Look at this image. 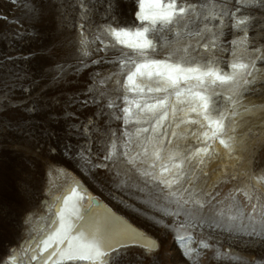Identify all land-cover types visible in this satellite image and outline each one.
Here are the masks:
<instances>
[{
    "label": "snow or ice",
    "instance_id": "obj_1",
    "mask_svg": "<svg viewBox=\"0 0 264 264\" xmlns=\"http://www.w3.org/2000/svg\"><path fill=\"white\" fill-rule=\"evenodd\" d=\"M126 2L52 5L76 35L49 84L87 73L83 90L46 98V85L33 98L39 81L25 86L28 73L0 81V136H23L46 161L40 206L23 215L25 237L0 264H161L170 234L182 264L209 252L217 264H264V103L254 99L264 97V0H134L125 13ZM21 6L45 16L43 0ZM61 123L63 137L50 126ZM58 151L101 190L115 185L112 199L160 236L97 202ZM19 188L26 201L36 194L27 181Z\"/></svg>",
    "mask_w": 264,
    "mask_h": 264
},
{
    "label": "rangeland",
    "instance_id": "obj_2",
    "mask_svg": "<svg viewBox=\"0 0 264 264\" xmlns=\"http://www.w3.org/2000/svg\"><path fill=\"white\" fill-rule=\"evenodd\" d=\"M23 2L24 0H19L17 4H13L10 0H0V17L6 18L0 19V81L9 82L11 80L8 76L9 72L21 76L28 73L31 80L24 81L25 86L30 85L33 80L39 81L33 88V98L40 96L41 90L46 85L49 86V90L44 92L46 98L58 95L63 99L70 93L83 90L86 86L87 73L74 80L71 86H52L49 84L50 77L48 74L55 71V66L67 58L69 52L67 42L76 35L75 29L71 26L70 30H65L60 25L57 8L52 6L58 4L59 0H43L46 9L45 16L40 21L33 19L32 15L21 6ZM36 2L39 3L41 0H36ZM127 3L128 0L123 5L125 13L130 8ZM132 4L135 5L134 0L131 1ZM24 95V93L18 92L16 98L22 99ZM53 111L60 112L61 109L57 107ZM88 114V112H84L82 116ZM8 115L16 118L21 114L17 110L8 113ZM38 122L49 124L45 115H41ZM50 126L55 128L59 136L63 137V123ZM33 146L28 139L14 132L0 136V204L3 206V211L0 212V257L6 255L10 248L16 247L25 237L22 223L23 215L40 206L42 198L40 189L44 184L42 165L46 161L43 154L37 157L35 153L30 151ZM55 159L72 167L82 175L71 162L63 160L59 151ZM26 161H34V163H26ZM83 178L102 197L111 200L119 209L152 232L153 235L160 236V230L151 229L143 218L137 216L131 209L121 206L117 202L119 195H117L116 200L112 199L114 192L118 191L115 185H109L112 190H108V188L101 190L99 185L89 182L84 176ZM24 181L30 183L36 193L31 201H26L20 192L19 185ZM223 243L227 247V242ZM139 251V249H132L133 253ZM236 251L240 252L241 248L236 247ZM248 253L252 256L259 255L256 250L252 249H249ZM211 256L212 253H206L201 258L200 264H217V261L211 259ZM160 259L161 264H182L180 250L173 242L171 234L168 235L167 239H161ZM132 264H137L135 258H133ZM145 264H150V261H145Z\"/></svg>",
    "mask_w": 264,
    "mask_h": 264
},
{
    "label": "bare ground",
    "instance_id": "obj_3",
    "mask_svg": "<svg viewBox=\"0 0 264 264\" xmlns=\"http://www.w3.org/2000/svg\"><path fill=\"white\" fill-rule=\"evenodd\" d=\"M131 1L132 0H128V3L127 5H131ZM135 5H131L130 8L127 9L126 13L128 12H131L132 11V8L134 7ZM134 19V16L132 17ZM255 99V102L256 103H264V97H261V98H254ZM261 137L264 138V129H262L261 131ZM255 139V137H254ZM217 147H219V145H217ZM222 156H223V153H222ZM259 157L260 159L264 160V148H261L260 152H259ZM224 163H226V161L222 158L220 162H216V163H213L211 165V168L209 169V171H211L212 169H223V165ZM234 163V161H233ZM65 165V164H64ZM66 167H68L72 172L75 173V175L82 179L83 182L86 184V186L89 188V190L92 192V194L94 195L95 199L97 200V202H100V203H104L106 204L107 206H109L110 208L113 209V211L117 212L118 214H122L124 215L127 219H129L134 225L140 227V228H143V229H146L144 228L142 225H140L139 223H137L135 220H133L128 214H126L124 211H122L121 209H119L114 203L111 202V200H108L104 197H102L94 188H92L86 181L85 179L83 178L82 175H80L76 170H74L72 167L68 166V165H65ZM229 170H231V167L229 166ZM218 179V175H213L211 177V180L209 181V186H211L212 183H214L216 180ZM227 189H225L226 191ZM261 191H264V189H261ZM242 198V197H241ZM85 204H86V201H85ZM125 210V209H124ZM128 210V209H127ZM129 211V210H128ZM126 211V212H128ZM147 230V229H146ZM24 232V231H23ZM150 232V231H149ZM152 234V232H150ZM24 234V233H23ZM153 235V234H152ZM155 236V235H153ZM7 255V254H6ZM5 256V255H4Z\"/></svg>",
    "mask_w": 264,
    "mask_h": 264
}]
</instances>
